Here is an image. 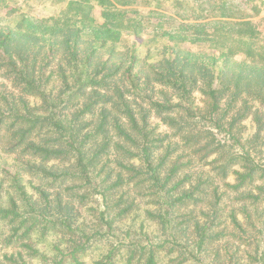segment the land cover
<instances>
[{"label":"trees","instance_id":"16d2710c","mask_svg":"<svg viewBox=\"0 0 264 264\" xmlns=\"http://www.w3.org/2000/svg\"><path fill=\"white\" fill-rule=\"evenodd\" d=\"M136 3L0 26V264H264L258 24L180 23L141 54L116 45Z\"/></svg>","mask_w":264,"mask_h":264},{"label":"rangeland","instance_id":"374dc122","mask_svg":"<svg viewBox=\"0 0 264 264\" xmlns=\"http://www.w3.org/2000/svg\"><path fill=\"white\" fill-rule=\"evenodd\" d=\"M67 0H0V26L13 27L21 15H26L34 20L48 19L57 16ZM134 6L126 9L127 13L131 11L141 17L143 28H137V36H129L125 32L116 45L120 49L130 47L132 44L140 45L139 49L144 54L146 47H159L165 44L161 39L159 42L154 40L155 32H173V29L180 23H210L226 21L233 23L238 20H252L257 23V28L264 37V0H253L247 3L245 0H136ZM252 6L256 7L259 13H254ZM224 7L226 12L221 10ZM91 14L97 21H100V9L94 7ZM174 27V28H173ZM158 37V36H157ZM183 48L196 51L205 49L197 46L192 40H187L182 45ZM236 61H245L243 55L235 57ZM249 125V124H248ZM247 127L245 132L248 133ZM93 251L84 259L85 264H92L96 258L97 252ZM162 264V263H161Z\"/></svg>","mask_w":264,"mask_h":264}]
</instances>
